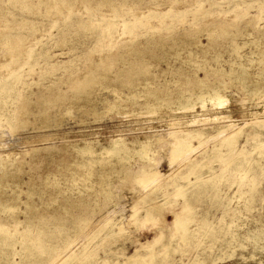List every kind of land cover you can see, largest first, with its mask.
I'll use <instances>...</instances> for the list:
<instances>
[{"label": "rangeland", "instance_id": "374dc122", "mask_svg": "<svg viewBox=\"0 0 264 264\" xmlns=\"http://www.w3.org/2000/svg\"><path fill=\"white\" fill-rule=\"evenodd\" d=\"M0 264H264V0H0Z\"/></svg>", "mask_w": 264, "mask_h": 264}, {"label": "bare ground", "instance_id": "6f19581e", "mask_svg": "<svg viewBox=\"0 0 264 264\" xmlns=\"http://www.w3.org/2000/svg\"><path fill=\"white\" fill-rule=\"evenodd\" d=\"M216 120H217V119H216ZM231 134H232V133H231ZM231 134H230V135H231ZM233 134H234V133H233ZM233 134H232V135H233ZM230 137H231V136H230ZM232 138H233V137H232ZM233 139H234V138H233ZM231 141H233V140L231 139ZM68 148H69V147H68ZM69 150H70V149H69ZM80 150H82V149H80ZM75 151H76V150H75ZM83 151H84V150H83ZM119 152H120V149H118V148H114V149L112 150V153H113V154H117V153H119ZM92 163H93V162H92ZM85 165H88V161H87V164H85ZM85 165H84V167H85ZM90 166H91V165L89 164L88 167H90ZM77 167L79 168V165H78ZM77 167H76V168H77ZM84 167H83V168H84ZM87 169H90V168H87ZM90 170H91V169H90ZM90 174H91L90 171L87 170V172L85 173V176L89 177Z\"/></svg>", "mask_w": 264, "mask_h": 264}]
</instances>
